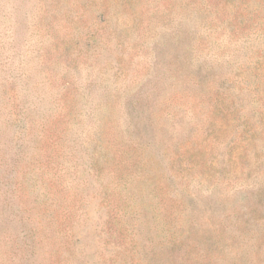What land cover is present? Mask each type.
<instances>
[{
    "label": "rangeland",
    "instance_id": "374dc122",
    "mask_svg": "<svg viewBox=\"0 0 264 264\" xmlns=\"http://www.w3.org/2000/svg\"><path fill=\"white\" fill-rule=\"evenodd\" d=\"M0 264H264V0H0Z\"/></svg>",
    "mask_w": 264,
    "mask_h": 264
},
{
    "label": "trees",
    "instance_id": "16d2710c",
    "mask_svg": "<svg viewBox=\"0 0 264 264\" xmlns=\"http://www.w3.org/2000/svg\"><path fill=\"white\" fill-rule=\"evenodd\" d=\"M25 133V131H23Z\"/></svg>",
    "mask_w": 264,
    "mask_h": 264
}]
</instances>
